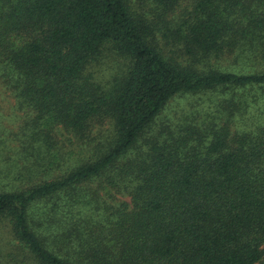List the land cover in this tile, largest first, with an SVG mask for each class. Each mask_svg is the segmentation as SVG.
<instances>
[{"label": "trees", "instance_id": "16d2710c", "mask_svg": "<svg viewBox=\"0 0 264 264\" xmlns=\"http://www.w3.org/2000/svg\"><path fill=\"white\" fill-rule=\"evenodd\" d=\"M259 99L264 0H0V264H264Z\"/></svg>", "mask_w": 264, "mask_h": 264}, {"label": "rangeland", "instance_id": "374dc122", "mask_svg": "<svg viewBox=\"0 0 264 264\" xmlns=\"http://www.w3.org/2000/svg\"><path fill=\"white\" fill-rule=\"evenodd\" d=\"M222 92V91H219ZM253 93H251L249 96H252ZM229 97L228 94L225 96V94L216 93V92H204L199 93L196 95H179L174 97L172 100L168 102L167 105H169V108L171 110L175 111L179 108L185 107L188 108L189 105H195L198 106V109H204L205 105H224V102H222V99H225ZM251 102V105H264V99ZM24 118V112L20 111L16 105H0V132L2 130L3 135L0 136V140H5L6 144H4L1 148L2 155L4 157H11L16 158L14 152L16 149L13 150V147L11 146L10 139L13 137L5 139L6 135L12 132H15L19 125L22 123V120ZM98 130H100V127L93 128L91 134L98 133ZM3 167L9 168L10 177L7 178L5 181H9L13 179L15 171H17L20 167L16 165L14 162H4ZM13 167V169H12Z\"/></svg>", "mask_w": 264, "mask_h": 264}]
</instances>
